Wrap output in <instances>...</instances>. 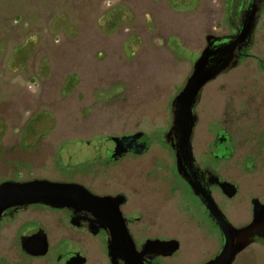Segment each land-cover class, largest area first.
Instances as JSON below:
<instances>
[{"label":"rangeland","instance_id":"374dc122","mask_svg":"<svg viewBox=\"0 0 264 264\" xmlns=\"http://www.w3.org/2000/svg\"><path fill=\"white\" fill-rule=\"evenodd\" d=\"M223 3L0 0V179L19 173L58 177L59 163L68 171L78 167L84 171L79 178L90 181L92 163L110 145L108 136L143 132L152 142L148 153L111 167L96 166L113 176V189L129 192V207L151 200L159 212L157 222L132 224L133 237L137 244L149 236L179 240L180 251L161 264H201L214 257L221 247L218 235L174 177L175 157L163 141L172 123V102L191 75ZM262 38L260 31L257 55H264ZM256 71L254 60H245L207 85V97L234 98L228 109L236 118L239 101L231 89L252 87ZM207 97L196 108L202 127L230 104L226 98L214 99L218 111L211 112ZM243 191L245 201L234 217L228 214L235 225L250 218L251 193ZM83 242L87 264H111L105 240ZM72 249L82 250L81 244ZM235 264H264V244L250 246Z\"/></svg>","mask_w":264,"mask_h":264},{"label":"flooded vegetation","instance_id":"af4514ba","mask_svg":"<svg viewBox=\"0 0 264 264\" xmlns=\"http://www.w3.org/2000/svg\"><path fill=\"white\" fill-rule=\"evenodd\" d=\"M213 17L215 18L213 20V26L206 33V44L204 49L200 51V55L206 47L214 45L220 39L237 35L244 28L247 20L255 19L256 17L253 46L243 49L239 53V66L243 65L245 60H254L257 69L255 73L256 82H254L250 88L242 87L241 89H231L232 93H237L239 101L238 105L240 111H238L236 118L233 117L229 110L232 107L231 102L235 101L234 98H232L231 101L227 96L215 93L207 97V94H209L206 93L208 92L206 88L207 85L224 74L209 82L203 89L198 106L202 103L204 96L212 101L211 112L215 109L218 111L215 103L216 99L226 98L229 100L230 104L226 105V109L220 113L221 116L213 117L209 120L210 123H204L203 127L201 123H197L192 140L194 156L200 169L204 171V179L207 188L215 203L228 220V214L234 217L238 207L245 201L240 198L241 194L245 192L243 190L247 189L248 194L251 193L247 200L251 209L248 221L243 225H235L229 220L233 226L241 229L248 226L253 221L254 200L258 199L264 204V181L260 179V168H264V55L253 53L259 42L258 33L260 31L263 37L262 39H264V0H224L222 10L220 13L214 14ZM262 39L261 42L264 45ZM212 91H210V93ZM134 134H142V136L138 138L137 142L131 143V140L125 142L124 148L126 152L122 155L115 156L117 146L115 138ZM108 139L110 145L106 149L105 156L95 159L92 163L90 181L81 180L79 178L84 171L78 167L68 171L64 170L63 166L58 163V170L61 173L58 177H24L19 173V175L13 178L0 179V183L6 180L28 181L38 178L58 182L79 183L91 190L96 196L118 197L124 195L125 202L120 206V209L126 220L129 231L133 236L134 232L131 230L132 224L148 223L151 220L157 222V218H159L157 214L159 212L154 209L155 206L153 204L149 203L151 200H146L145 203L140 205L135 204V206L129 207V192L113 189V176L109 173H103L101 169L98 167L96 168V166L102 165L111 167L127 157L144 155L150 150L152 142L149 136L143 132H134L120 136H108ZM199 140H202V147L199 145ZM163 142L172 151L175 157L176 168L174 169V173H176L177 176L174 174V177H178L185 185L186 194L191 206L201 220L218 235L221 246L217 251L218 253L223 245L221 231L213 220L209 209L196 195L193 187L180 176L177 169L175 152L171 144L168 143L166 135ZM198 148L200 150L199 157L197 158ZM225 182L235 185L236 193L234 195L230 196L225 190L223 187ZM256 188H260V190L251 191V189L255 190ZM152 197L154 196H149L150 199ZM39 235H44L46 237L48 245L46 252L42 254H36L38 250L35 246L33 247L31 245L32 242L29 245L27 242L25 243L26 240L28 241L30 238H35ZM89 237H92L95 241L105 240V248L108 255V241L111 238L110 230L103 226L99 218L96 215L94 216L91 212L82 209L75 210L67 206L55 208L43 203L14 206L7 209L2 214L0 221V264H67L71 258L79 255L86 258L84 264H87L88 257L84 252L83 240H88ZM151 239L170 240L175 238L162 239L149 236L145 237L142 244H137L134 238L139 250L143 248L147 240ZM68 243H70L69 247ZM259 243L264 244V238L255 235L251 238V242L246 249L253 244ZM78 244H81L82 250L72 249V246ZM246 249L244 251H246ZM178 252L171 257H174ZM217 253H215L214 257ZM171 257L157 256L154 262L161 264V260ZM238 257L233 264L236 263Z\"/></svg>","mask_w":264,"mask_h":264},{"label":"water","instance_id":"95a60500","mask_svg":"<svg viewBox=\"0 0 264 264\" xmlns=\"http://www.w3.org/2000/svg\"><path fill=\"white\" fill-rule=\"evenodd\" d=\"M255 22L256 17L247 20L237 35L220 39L214 45L206 47L195 62L194 70L183 89L172 102V125L166 137L175 152L178 172L209 209L223 238L221 250L204 264H233L238 255L248 247L253 236L264 238V204L258 199L254 200L252 223L241 229L233 226L208 190L204 171L197 163L192 146L195 126L198 123L196 108L204 87L218 76L239 66L241 50L253 46ZM141 136L142 134H134L116 137L115 156L126 152L125 142H137ZM223 187L230 196L236 193L234 184L225 182ZM124 202V195L96 196L84 185L74 182L37 178L28 181L6 180L0 183V221L7 209L34 203L55 208L67 206L96 215L111 233L108 241L111 264H157L154 262L157 256L171 257L179 251L180 242L176 239L147 240L139 250L120 209ZM26 242L28 245L32 242L31 245L38 250L36 254L45 253L48 248L44 235L30 238ZM85 261L86 258L79 255L71 258L67 264H84Z\"/></svg>","mask_w":264,"mask_h":264}]
</instances>
